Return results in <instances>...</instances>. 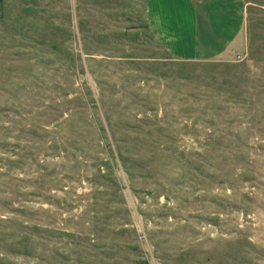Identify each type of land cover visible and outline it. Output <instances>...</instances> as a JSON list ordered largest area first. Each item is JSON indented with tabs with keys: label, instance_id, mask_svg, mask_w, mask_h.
<instances>
[{
	"label": "rangeland",
	"instance_id": "obj_1",
	"mask_svg": "<svg viewBox=\"0 0 264 264\" xmlns=\"http://www.w3.org/2000/svg\"><path fill=\"white\" fill-rule=\"evenodd\" d=\"M0 264H264V0H0Z\"/></svg>",
	"mask_w": 264,
	"mask_h": 264
},
{
	"label": "crops",
	"instance_id": "obj_2",
	"mask_svg": "<svg viewBox=\"0 0 264 264\" xmlns=\"http://www.w3.org/2000/svg\"><path fill=\"white\" fill-rule=\"evenodd\" d=\"M162 9L163 15L166 16V13L169 15L176 16L179 13H181V10L171 8V9ZM178 12V14L176 13ZM183 12L181 13L184 16L188 17V23L187 25H184V23H181L179 21H174L173 24H179L183 27L182 34L180 35H171L168 37L169 40V46L172 50H175L173 54L179 55V57H186L191 59H201L204 57H207L211 55V51L208 49L207 45L202 43L203 41L209 42V39H211L209 36L211 35V27H213V24L211 21L212 15L214 14L212 9L211 10H203L200 12H195L187 5L184 6ZM176 14V15H175ZM161 15V17H163ZM196 15V19L194 18ZM192 16V18H191ZM160 20H164V18H160ZM174 25V28L175 26ZM201 27V29H199ZM222 27V26H221ZM198 28V30H197ZM204 31H201V30ZM222 29L219 27H215L214 30ZM200 30V32H199ZM171 34H175L172 33ZM225 41L227 42V38L222 40V43L224 45ZM216 52H213L212 54L215 55Z\"/></svg>",
	"mask_w": 264,
	"mask_h": 264
}]
</instances>
